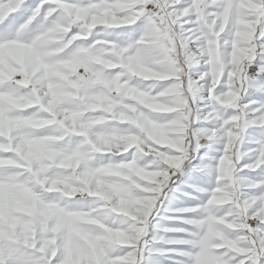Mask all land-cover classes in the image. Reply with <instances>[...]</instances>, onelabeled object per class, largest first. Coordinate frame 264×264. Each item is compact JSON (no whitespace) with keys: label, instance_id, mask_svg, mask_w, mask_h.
<instances>
[{"label":"snow or ice","instance_id":"obj_1","mask_svg":"<svg viewBox=\"0 0 264 264\" xmlns=\"http://www.w3.org/2000/svg\"><path fill=\"white\" fill-rule=\"evenodd\" d=\"M0 264H264V0H0Z\"/></svg>","mask_w":264,"mask_h":264}]
</instances>
